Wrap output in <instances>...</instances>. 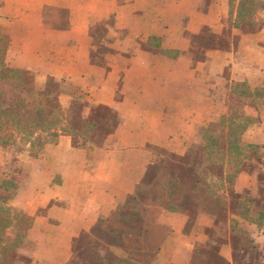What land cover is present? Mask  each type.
Wrapping results in <instances>:
<instances>
[{
	"label": "crops",
	"instance_id": "1",
	"mask_svg": "<svg viewBox=\"0 0 264 264\" xmlns=\"http://www.w3.org/2000/svg\"><path fill=\"white\" fill-rule=\"evenodd\" d=\"M229 10L230 0H0V35L8 37L10 66L58 81L64 107L78 94L86 100L82 114L93 105L109 107L101 122L110 130L101 143L89 135V143L76 146L62 135L58 144L45 147L44 166L26 167L18 181L11 204L33 216L26 232L33 245L25 253L29 264H69L73 239L110 219L165 154L198 152L203 130L228 117L232 97H245L243 110L256 117L240 142L258 145L260 154L252 170H239L231 185L235 192H257L264 201V98L254 96L264 83V7L262 25L254 31L231 26ZM110 17L114 53L104 69L89 58L90 26ZM204 29L225 36L228 45L202 48L200 58L194 57V35ZM150 38L164 51L142 48ZM232 170L223 167L221 180H215L219 204L228 200L224 188ZM147 207V235L138 246L154 250L146 264H189L208 241L214 211ZM226 216L228 227L230 219L247 226L261 250L252 264H264V218L257 225ZM230 235L222 236L218 250L233 264Z\"/></svg>",
	"mask_w": 264,
	"mask_h": 264
},
{
	"label": "trees",
	"instance_id": "2",
	"mask_svg": "<svg viewBox=\"0 0 264 264\" xmlns=\"http://www.w3.org/2000/svg\"><path fill=\"white\" fill-rule=\"evenodd\" d=\"M233 2L234 0H230L228 17L231 26L238 28L242 24L246 31H254L262 25L260 8L264 7L263 0H239L234 18L232 17ZM112 22L113 20L109 22L106 19L90 26L89 58L92 64L104 69H108V56L114 53L108 39V26ZM210 35L208 29H204L201 34L194 37L206 40ZM211 36V41L207 45L204 42L196 46L193 44L194 47L192 45L194 57L200 58L202 48L228 45L225 36L224 38ZM1 37L5 36L0 35ZM141 47H149L158 52L164 51L158 42L153 41V38ZM7 48L8 40L5 45L0 46V79H5L10 85L24 88L28 100L16 94L15 106H6L1 101L0 93V149L6 154V164L16 166L6 165L0 170V264H29L27 258L18 254V250L25 240L33 216L10 203L17 188L18 174L22 169L20 154L30 152L33 146H37L38 151H43L44 145L58 144L62 135H69L72 145L81 146L74 137L76 133L74 123L83 121L87 130H99V122L109 111V107L101 104L93 105L88 112L82 114L83 106L86 104L82 94L74 95L68 106L64 107L60 103L62 92L59 82L51 78L40 80L29 70L10 66L5 59ZM241 85L246 86L244 83ZM240 93L245 94V92ZM254 93L255 99L264 98V83ZM243 98L245 97L239 99L232 97L228 117L222 118L216 124L208 125L203 130L198 152L183 157L165 154L156 161L161 164L160 167L156 162L150 165L134 193L118 207L123 208L122 213L118 212V208L113 212L112 217L116 221L118 215H122L129 223H124L126 228L119 233L121 240L124 241L119 245L123 251L122 254H118L119 264H146L154 253V250L146 252L138 249L147 235V229L143 228L142 221L148 213L149 205L181 210L186 214H194L202 209L214 211L216 214L214 229L212 228L208 241L195 250L189 264H229L218 250L225 240L214 234L215 227L218 229L224 227L226 222L222 221L223 216L230 213L249 223L263 224L262 196L249 190L235 192L231 185L234 175L239 170L248 172L252 170L260 154L258 145L240 142L242 132L256 119L243 110ZM250 100L254 105L255 100L253 98ZM108 133L109 131L106 132ZM29 155L36 156V153ZM150 167H158L152 181L146 178ZM223 167H230L233 170L227 174L228 185L224 188L228 192V200L221 205L216 197L219 185L215 180H221ZM143 192L145 195L142 194ZM219 195L224 196L222 193ZM172 202L174 204H171ZM16 208L20 212H15ZM112 217L106 221H110ZM131 225L135 226V229H132ZM228 231L231 234L229 240L233 249V264H252L256 252L261 250L255 245L247 228H243L238 220L230 219ZM73 243L69 264H85L73 258ZM113 255L117 253L113 252Z\"/></svg>",
	"mask_w": 264,
	"mask_h": 264
},
{
	"label": "rangeland",
	"instance_id": "3",
	"mask_svg": "<svg viewBox=\"0 0 264 264\" xmlns=\"http://www.w3.org/2000/svg\"><path fill=\"white\" fill-rule=\"evenodd\" d=\"M109 22L112 21V18L110 17L108 19ZM99 28V27H97ZM101 32V31H100ZM3 35V34H2ZM5 37L0 38V46H3L6 44L8 37L6 35H3ZM211 35L206 39L202 40L200 37H194V44L204 42L205 45L209 44L211 41ZM194 47V45H193ZM0 93H1V101L6 106H15L17 103V97L16 94H19L20 97H26L28 100V96H26L25 89L21 86L16 85H10L5 79H0ZM233 102V100H232ZM106 115V114H105ZM99 130H87V126L82 121H77L74 123V126L76 127L75 130V140L78 144L86 145L89 143V135H93L95 137L93 143H101L102 137L105 136L106 132L109 131L107 127L103 125L102 122H99ZM101 128V129H100ZM95 133V134H94ZM73 135V134H72ZM95 135V136H94ZM47 147L46 145H44ZM29 153H36V156H30ZM45 153L43 151H38L37 146H33L31 148L30 152H23L20 154V162H21V172L18 174V181H20L26 174V167H42L44 166L42 164V158L44 157ZM6 154L0 149V170L1 167H16L14 164H6ZM157 163V162H156ZM160 167V163H157ZM158 167H150L148 169V175L147 180L150 179L152 181L153 174L155 173V170ZM150 181V182H151ZM19 185L17 184V187ZM17 189V188H16ZM16 189L13 192V196L10 200V203L12 202V199L14 197V193ZM153 193V192H152ZM142 194L145 195V192ZM147 195V194H146ZM136 202V201H135ZM138 202V201H137ZM136 202V203H137ZM135 203V206H136ZM15 207V206H14ZM15 212L19 211L17 208L14 210ZM123 208H118V212L122 213ZM20 212V211H19ZM18 213V212H17ZM118 215V214H117ZM119 218H117V221L115 218L112 217L110 221H103L100 220L89 232L81 233L78 237H76L74 243H73V250H74V257L75 261H83L85 264H119L118 254L113 255V252L115 253L116 248L121 249L119 245L123 244V240H121L120 232L124 228H126L124 223H127V221L124 219L122 215H118ZM222 218L224 223V227L221 229H218L215 227L214 234H218L220 237L224 236L228 231V222H227V216H223ZM129 224V223H127ZM243 228H247V226H243ZM132 229H135V226L131 225ZM214 229V227H213ZM248 230V229H247ZM248 233H250L248 231ZM217 235V236H218ZM231 235L229 237H226L230 239ZM32 242H27L26 237L23 243L21 244L20 249L18 250V254L21 257L27 258L30 261V258L25 254L27 251L29 252L32 249Z\"/></svg>",
	"mask_w": 264,
	"mask_h": 264
}]
</instances>
